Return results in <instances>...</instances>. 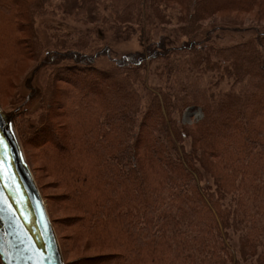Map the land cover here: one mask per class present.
<instances>
[{
  "label": "trees",
  "instance_id": "obj_1",
  "mask_svg": "<svg viewBox=\"0 0 264 264\" xmlns=\"http://www.w3.org/2000/svg\"><path fill=\"white\" fill-rule=\"evenodd\" d=\"M43 58L15 126L66 264H264V0H0V104Z\"/></svg>",
  "mask_w": 264,
  "mask_h": 264
},
{
  "label": "water",
  "instance_id": "obj_2",
  "mask_svg": "<svg viewBox=\"0 0 264 264\" xmlns=\"http://www.w3.org/2000/svg\"><path fill=\"white\" fill-rule=\"evenodd\" d=\"M38 74L34 70L26 81ZM26 81L21 90L23 102L10 112L0 106V264H66L15 126L20 116L37 112L45 98L43 86L35 81L27 91Z\"/></svg>",
  "mask_w": 264,
  "mask_h": 264
},
{
  "label": "rangeland",
  "instance_id": "obj_3",
  "mask_svg": "<svg viewBox=\"0 0 264 264\" xmlns=\"http://www.w3.org/2000/svg\"><path fill=\"white\" fill-rule=\"evenodd\" d=\"M62 11H63V7H62ZM45 23H53V24H56L58 26H61L65 29H69V30H75V31H80L82 30V26L77 24L74 20L70 19L69 17H66V16H63L61 13L58 17H52V16H47L46 19L45 18H42V19H39L38 20V26L40 27L41 29V32L43 34V36L45 35L44 34V24ZM166 30H164L165 32ZM161 33V32H160ZM230 35H226L225 38H229ZM219 38H222V36H220ZM110 43L113 45V47L115 48V50H117V54L115 52V54L112 55V58H115L116 56H123L124 54H126L127 52L129 51H134V50H137L139 48V45L137 44V42L135 41V39L129 41V42H120V43H117L115 41V39H111L110 40ZM45 61V58H43V60L41 61V65L39 66L38 69H35L37 71H39V74L38 76H35L33 75L31 77V79L27 80L26 81V78L27 76L31 73V72H34V68L32 70H30L29 72H26L23 76H20V79L22 80V86H23V83L24 81H26L25 83V89L27 91L30 90V87H32V84L33 82L37 81L39 83L40 86H43V83H44V79H45V72L47 70V65L45 63H43ZM98 64L99 65H103V66H108V64L110 63V59H107L106 57H99L98 60H97ZM51 65V64H50ZM49 66V65H48ZM21 71L22 73H24L26 70H23L21 68ZM151 76H156V75H151ZM22 86H21V89H20V97H21V90H22ZM43 89H44V86H43ZM37 96L39 95V92H37L36 94ZM22 98V97H21ZM24 99L22 98V100L19 102H16L14 104H10L11 103V99H4L3 101V104H0L1 108H3L4 110L10 112L14 109V107L16 105H18L19 103L23 102ZM39 111V110H38ZM36 113V112H34ZM34 113H31V114H34ZM26 115V114H25ZM23 116V115H22ZM202 118V113L200 112V110H196V111H192V110H187L185 112V114L183 115V123L184 124H191L193 121H196V120H200ZM18 119V118H17ZM27 156V155H26ZM28 159V158H27ZM30 164V163H29ZM31 166V165H30ZM37 165H35L34 167H36ZM32 169V167H31ZM33 171V169H32ZM34 173V172H33ZM37 174L38 176L40 177V183L41 185L43 186L46 182H52L51 179H48L47 177H45V175L41 172V171H37ZM36 174L34 173V176ZM36 178V177H35ZM37 181V180H36ZM38 183V182H37ZM39 186V184H38ZM50 189H47V190H44L45 191V194H48V195H53V194H58V190H56L54 188V185L53 184H50L48 185ZM40 188V187H39ZM49 190V191H48ZM42 193V192H41ZM43 195V194H42ZM44 197V196H43ZM46 202V200H45ZM47 205V203H46ZM48 208V207H47ZM49 211V210H48ZM50 214V213H49ZM58 215H61V213H58L56 214V216ZM51 217V215H50ZM52 220V219H51ZM55 227V226H54ZM56 229V228H55ZM57 232V230H56ZM57 235H58V232H57ZM58 238H59V235H58ZM60 241V240H59ZM61 244V243H60ZM62 247V246H61ZM65 258V257H64ZM66 262V260H65Z\"/></svg>",
  "mask_w": 264,
  "mask_h": 264
},
{
  "label": "flooded vegetation",
  "instance_id": "obj_4",
  "mask_svg": "<svg viewBox=\"0 0 264 264\" xmlns=\"http://www.w3.org/2000/svg\"><path fill=\"white\" fill-rule=\"evenodd\" d=\"M30 89H31V87H30ZM33 92V91H32Z\"/></svg>",
  "mask_w": 264,
  "mask_h": 264
}]
</instances>
